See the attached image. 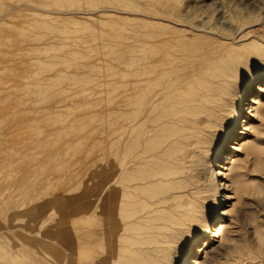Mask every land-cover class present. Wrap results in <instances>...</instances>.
I'll use <instances>...</instances> for the list:
<instances>
[{"label":"rangeland","instance_id":"374dc122","mask_svg":"<svg viewBox=\"0 0 264 264\" xmlns=\"http://www.w3.org/2000/svg\"><path fill=\"white\" fill-rule=\"evenodd\" d=\"M157 31L200 63L241 65L211 104L207 162L235 129L219 192L217 166L140 180L154 158L95 185L125 116L117 82ZM186 251L187 264H264V0H0V264H177Z\"/></svg>","mask_w":264,"mask_h":264},{"label":"bare ground","instance_id":"6f19581e","mask_svg":"<svg viewBox=\"0 0 264 264\" xmlns=\"http://www.w3.org/2000/svg\"><path fill=\"white\" fill-rule=\"evenodd\" d=\"M147 36L142 56L132 59L130 73L117 82L116 111H124L125 116L117 127L116 152L111 157L100 159L95 185L100 186L102 190L111 191L117 187L116 177L119 174L133 166L144 164L149 158H154L158 164L153 174L143 176L140 180L149 183L176 182L199 167L217 166L216 169L209 170V176L214 189L219 192L222 186L217 178L223 175L219 166L223 167L225 160L230 159L228 152L231 147L228 145L234 140L235 129L223 136L219 153L207 162L205 149L214 112L211 104L215 97L226 91L230 78L238 75L241 65L219 61L216 66H208V63H200L193 55L188 54L189 44H172L165 39L163 31L148 32ZM199 75L203 77L204 82L196 79ZM193 79L199 80L195 89H182L184 84H191ZM250 88L251 86H248L245 92H249ZM195 91L201 93L199 103L193 98ZM242 96L243 94L239 95L240 99L236 101L235 123L241 122ZM179 120L182 121L181 124ZM231 137L233 138L230 140ZM123 150L128 151L123 153ZM140 185L138 183L134 187ZM83 195L89 196L88 188ZM131 217L126 216L124 223L131 222ZM217 221L218 226L206 232L204 246L222 232L219 230L221 220ZM166 227L164 226L163 230H167ZM194 249L198 250L197 246H194ZM191 252H183L177 264H187L193 254ZM196 252L194 251V254Z\"/></svg>","mask_w":264,"mask_h":264}]
</instances>
